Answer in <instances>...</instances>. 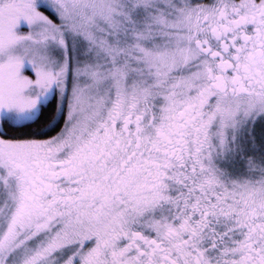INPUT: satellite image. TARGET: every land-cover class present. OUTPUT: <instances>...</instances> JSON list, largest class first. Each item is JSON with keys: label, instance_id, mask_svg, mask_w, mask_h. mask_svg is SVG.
<instances>
[{"label": "snow or ice", "instance_id": "6c2138e0", "mask_svg": "<svg viewBox=\"0 0 264 264\" xmlns=\"http://www.w3.org/2000/svg\"><path fill=\"white\" fill-rule=\"evenodd\" d=\"M258 124L264 0H0V264H264Z\"/></svg>", "mask_w": 264, "mask_h": 264}, {"label": "rangeland", "instance_id": "374dc122", "mask_svg": "<svg viewBox=\"0 0 264 264\" xmlns=\"http://www.w3.org/2000/svg\"><path fill=\"white\" fill-rule=\"evenodd\" d=\"M262 131H264V126L258 124L257 125V136H259Z\"/></svg>", "mask_w": 264, "mask_h": 264}, {"label": "trees", "instance_id": "16d2710c", "mask_svg": "<svg viewBox=\"0 0 264 264\" xmlns=\"http://www.w3.org/2000/svg\"><path fill=\"white\" fill-rule=\"evenodd\" d=\"M58 130V129H57ZM51 134H54V133H51Z\"/></svg>", "mask_w": 264, "mask_h": 264}]
</instances>
